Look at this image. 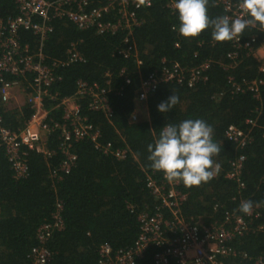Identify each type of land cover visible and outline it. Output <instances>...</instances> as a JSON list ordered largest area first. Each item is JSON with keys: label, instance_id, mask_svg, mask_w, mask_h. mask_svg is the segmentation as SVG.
Wrapping results in <instances>:
<instances>
[{"label": "trees", "instance_id": "16d2710c", "mask_svg": "<svg viewBox=\"0 0 264 264\" xmlns=\"http://www.w3.org/2000/svg\"><path fill=\"white\" fill-rule=\"evenodd\" d=\"M110 1L94 0L90 8L105 6ZM129 9L140 23L132 28L130 36L122 29L103 35L95 29L81 31L67 20L54 19L50 23L53 30L41 49L45 63L56 65L58 80L49 93L58 98L72 95L78 81L105 86V75H110L111 117L90 111L87 100L81 101V114L100 131L101 145L126 148L127 157L117 160L82 141L72 146L77 159L70 173L60 175V133L54 132L42 146L44 150L27 151V176L16 179L0 146V264H29L31 250L38 245V229L52 222L57 204L61 205L62 228L53 232L46 243L51 254L48 264H97L102 247L113 252L131 248L139 233L138 216L152 215L158 203L146 188L147 176H159L150 167L147 146L158 138L160 128L167 123L185 119L199 118L211 125L213 140L221 150L212 158L219 171L210 181L193 187L181 183V190L187 194L181 207L183 217L219 224L226 214L238 211L241 200L264 206V93L255 97L234 86L260 77L257 61L237 50L238 65L226 69L231 63L227 58L233 51L231 42L213 41L211 29L195 38L182 37L173 30L174 25L178 28L179 21L167 9L166 0H154L148 8ZM17 14L15 0H0V21L6 22ZM221 15L222 9L209 0L208 16ZM118 20L116 7L105 15L103 22ZM256 26L257 29L244 30L241 42L255 36V46L260 45L264 28ZM18 39L31 52L39 50L38 39L31 32L20 29ZM71 45L76 47L82 62L68 63L67 50ZM1 54L0 44V57ZM206 61L210 67L205 79L189 86V74L185 73L181 80L161 85L147 102V120H129L140 78L159 73L169 64L177 63L188 71ZM121 70L130 78L129 85H124L119 77ZM3 77L5 81L11 80L8 75ZM25 91L29 92L26 88ZM173 93L179 102L170 112H158L157 105ZM7 105L0 102V128L16 134L29 121L32 109L29 104L18 110ZM49 116L53 122L62 121L61 111H52ZM229 126L248 135L246 146L240 147L225 138ZM237 158L243 164L238 182L226 178L230 162ZM228 246L238 256L224 258L223 264H255L264 258V209L251 220L248 232L234 238ZM154 251L149 250L137 264H152Z\"/></svg>", "mask_w": 264, "mask_h": 264}, {"label": "built area", "instance_id": "2783aa9c", "mask_svg": "<svg viewBox=\"0 0 264 264\" xmlns=\"http://www.w3.org/2000/svg\"><path fill=\"white\" fill-rule=\"evenodd\" d=\"M94 0H15L17 16L0 21V38L2 54L0 57V102L8 108L20 109V106L29 104L32 115L25 126L18 133H12L0 128V146L4 149L7 162L16 179L27 176V166L24 156L27 151L41 148L48 136L54 132L60 133L59 150L62 162L58 173L67 175L76 163V155L72 151L73 144L88 141L95 149L104 155L123 160L128 155L126 148H114L111 144L99 143L100 131L93 127L88 119L81 114L82 100H87L90 111L99 112L105 118H110L112 109L108 99L112 92L110 75L105 86L88 84L78 81L74 93L68 97L58 98L49 93V89L58 80L54 70L56 65L45 63L42 46L52 32L51 21L54 19L67 20L77 30L95 29L97 34H113L118 30H126L128 36L132 28L138 26L133 10L148 8L154 0H111L107 5L90 8ZM173 0H166V7L177 18L172 7ZM214 5L222 9L223 15L235 18L240 14L239 0H214ZM117 7L120 20L117 23L103 22L106 14ZM178 19V18H177ZM257 29L256 25L248 27ZM20 29L29 31L38 39L39 50L31 52L28 45L19 43ZM257 38L251 36L246 42H241V35L231 40L233 51L227 55L231 61L225 66L231 69L238 65L237 50L245 52L257 61L260 77L241 85H235L237 90L246 89L259 97L264 93V39L255 46ZM128 42V37L125 38ZM178 48V45H175ZM126 56V54H124ZM68 63L82 62L83 58L71 45L67 50ZM165 64V62L163 61ZM140 65V63H138ZM210 67L206 61L190 70L183 69L179 64H169L161 72L154 73L139 80L134 93V110L130 116L131 122L147 120L148 100L155 95L161 85L181 80L185 73L189 74L188 85L200 79H205V73ZM4 75L11 80L4 79ZM119 77L124 85L130 84V78L121 70ZM180 82V81H179ZM25 88L28 89L26 93ZM18 89V94L24 98L19 105L13 100L12 92ZM119 92V91H118ZM118 92H116L118 94ZM52 103V106H49ZM52 111H61L62 121L50 120ZM251 123V121H247ZM225 138L240 147L246 146L249 137L234 126L225 131ZM242 160L237 158L230 162V169L226 178L239 181ZM54 176V175H53ZM243 187V184H240ZM146 188L156 199L157 206L152 215H140L139 233L131 248L113 252L109 247H102L98 251L97 264H137L146 253L155 249L151 256L152 264H223L224 258L238 256L228 245L234 238L244 236L249 230L252 219L260 216L264 206L253 205L251 214H244L239 210L233 214H226L219 224H206L202 219L187 220L182 215L181 207L187 200V194L181 190V182H168L162 172L158 177L147 176ZM246 200H241V202ZM61 205L57 204L52 222L42 224L37 232L38 245L31 250L29 264H48L51 254L46 243L53 232L62 228L60 217ZM167 214V215H166ZM166 218H169L167 220ZM255 264H264V258H259Z\"/></svg>", "mask_w": 264, "mask_h": 264}, {"label": "clouds", "instance_id": "9594fccd", "mask_svg": "<svg viewBox=\"0 0 264 264\" xmlns=\"http://www.w3.org/2000/svg\"><path fill=\"white\" fill-rule=\"evenodd\" d=\"M209 0H173L177 13L178 28L173 30L184 38H195L205 29H211L215 42L231 41L250 26L264 28V0H239L240 14L235 18L221 15L208 16ZM179 102L174 93L157 105L160 113L170 112ZM213 140V128L203 119H185L179 123H167L160 128L158 138L147 146L148 160L152 170L162 172L164 178L181 182L186 187L199 186L210 181L219 171L213 156L220 152ZM253 202H241L239 210L251 214Z\"/></svg>", "mask_w": 264, "mask_h": 264}, {"label": "crops", "instance_id": "0c3cea01", "mask_svg": "<svg viewBox=\"0 0 264 264\" xmlns=\"http://www.w3.org/2000/svg\"><path fill=\"white\" fill-rule=\"evenodd\" d=\"M257 72H258V69H257ZM258 74H259V72H258ZM259 76H260V74H259ZM257 78H259V77H257ZM257 78H255V79H257ZM255 79H253V80H255ZM12 97H13V100H17V102L19 103V105H22V103H24V98H22L19 94H18V89H14L13 90V92H12ZM10 104H12V103H8V105H10ZM21 107V106H20Z\"/></svg>", "mask_w": 264, "mask_h": 264}]
</instances>
